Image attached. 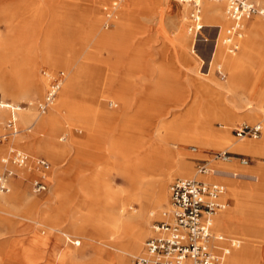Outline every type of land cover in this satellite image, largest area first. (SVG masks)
<instances>
[{"label": "rangeland", "instance_id": "374dc122", "mask_svg": "<svg viewBox=\"0 0 264 264\" xmlns=\"http://www.w3.org/2000/svg\"><path fill=\"white\" fill-rule=\"evenodd\" d=\"M254 1L264 6V0ZM183 8L176 0H0V101L31 114L25 130L18 120L20 132L11 138L16 144L10 146L7 139L0 143V158L17 148L51 163L46 192L33 190L38 168H22L24 175L10 179L11 191H0L6 196L16 186L23 189L20 202L0 204V264H95L98 247L104 253L100 264H120L124 257L134 264L153 224L169 209L171 183L195 177L226 185L223 198L228 207L220 214L244 201L249 217L258 221L251 231L242 226L241 212L234 216L233 229L214 225L239 242L230 251L249 247L246 253L252 257L238 264H264V154H239L220 142L222 134L233 142L262 140L264 126L259 138H238L233 129L264 118V17L247 21L238 51L229 53L218 44L213 55L220 26L223 31L229 23L224 19L226 4L221 3L222 19L213 25L205 21L202 4L209 42L198 39L195 49L188 29L192 8L186 17ZM228 57L236 67L225 63ZM50 73L62 74L63 86L54 103L41 112L38 105L47 93ZM36 75L42 81L40 89L33 84ZM15 88L19 89L14 93ZM61 99L64 103L58 104ZM53 115L54 125L37 129L38 121L46 125ZM10 117L4 110L0 131ZM41 138L59 152L32 149ZM225 150L249 159V165L232 159L234 172H253L257 179L241 178L232 190L233 180L198 173L201 163L212 170L222 167L225 161L215 154ZM153 151L159 153L158 163L152 160ZM5 167L18 173L8 164L0 166V174ZM160 180L167 183L165 199L161 204L144 201L156 213L137 250L125 233L114 244H103L99 234L92 237L98 224H82L83 214L91 213V221H97L105 207L119 215V202L134 196L132 185H142L146 197L161 194ZM84 189L95 192L93 210L82 206ZM140 205L137 212L143 214ZM75 219V229H84V236L64 243L60 230L74 229ZM141 219L137 215L130 222ZM231 258L226 256L224 264Z\"/></svg>", "mask_w": 264, "mask_h": 264}, {"label": "built area", "instance_id": "2783aa9c", "mask_svg": "<svg viewBox=\"0 0 264 264\" xmlns=\"http://www.w3.org/2000/svg\"><path fill=\"white\" fill-rule=\"evenodd\" d=\"M176 1L188 4L192 8L188 29L194 35L193 49L198 39L208 42L209 37L204 36L205 26L202 23L203 0ZM208 1L226 4L225 13L229 24L223 31L220 27L215 45L221 44L229 53H235L240 48L247 21L255 16L264 17V6L254 0ZM50 76L47 93L38 105L41 112H45L54 103L63 86L62 74L50 73ZM4 108L10 109L12 116L5 125L6 131H0V143L9 135L19 132L14 117L15 111L19 108L0 101V109ZM233 132L238 138H259L263 132V123L243 122L235 126ZM236 157L240 164L249 165V159L239 154L226 150L215 154L216 159L225 162ZM8 164H13L18 169L27 168L30 172L32 168H38L39 171L32 180L33 190L38 194L47 191L49 180L46 173L51 169V163L47 159L31 158L25 151L11 148L8 156L0 158V166H8ZM4 170L0 174V191L8 193L11 191L10 179L17 177L18 173L6 167ZM210 172L207 163L199 164L198 173ZM226 193V185L219 180L175 179L170 185L169 209L163 213V219L153 224L152 234L146 239L142 251L134 258V264H224L230 249L239 246L237 240L218 232L214 225L215 215L228 207V201L223 198Z\"/></svg>", "mask_w": 264, "mask_h": 264}, {"label": "bare ground", "instance_id": "6f19581e", "mask_svg": "<svg viewBox=\"0 0 264 264\" xmlns=\"http://www.w3.org/2000/svg\"><path fill=\"white\" fill-rule=\"evenodd\" d=\"M221 3H223V2L214 3V2H211V1H207V0L202 1L203 9H204L205 21L207 23H210L209 25H213V24H215V22L217 20L219 21L220 19H222L221 18V12H222ZM183 5H184V8H183L184 16L186 17L187 12H189L190 6L188 4H183ZM123 12L124 11H121V13H123ZM224 19L226 20L227 17L224 18ZM221 31H222V28H221ZM101 34H104L103 31H102ZM102 40H104V36H102V38L100 39V41H102ZM218 48L219 47L217 46V50H218ZM225 56L226 55L223 53L222 58L225 57ZM225 63L231 65L232 67H236L237 66L236 65L237 62L233 58H229V57L226 58L225 59ZM33 84L38 89L41 88L42 81H40V79L37 78V75L34 78V83ZM19 88H15L13 90V92L14 93L17 92L16 90H18ZM232 88H234V87H232ZM27 90H30V87H28ZM65 93H67V95H69V92L67 91V88H65ZM64 96L65 95H63V97ZM61 102L64 103L63 100L61 99L58 102V104L61 103ZM8 106H11V105L8 104ZM12 107H18L19 108L18 111H20L21 108H22L21 106H14V105H12ZM249 107H251V105ZM25 109H23L18 114H16L18 111H15V113H14V117L17 120V124H18V120H19L20 123H21V126L24 127V130L26 129V127H30V126H27L26 124L31 120V114L29 113L28 110H25ZM249 111L251 112V111H254V110L251 109ZM11 113H12V111H11ZM55 119H56V116L53 115V118L50 121H48L46 123V125H45V122H42V121L39 122L38 121L37 122V129L44 128L45 126H48L49 124L50 125H54L56 123ZM263 120H264V118H263ZM52 121H55V122H52ZM262 123H263V126H264V121H262ZM18 133L13 134L11 136H8L6 141H9V139L11 137L16 136ZM204 134H205V136H207L209 134L208 130H206L204 132ZM220 137H221V141L220 142H222V144H227L226 147H229L232 151H235V152H238V153H246V152H248V151H250L252 149H254V150L255 149L256 150L264 149V139L261 140V141H254V142H251V141H248V140H242V141H239V142H233L225 134L220 135ZM197 142H199V145L202 143V141H200V139L197 140ZM205 142H207V140L206 141L204 140L203 143H205ZM32 149H34L37 152L40 151V150L52 151L50 143L45 138H41L39 140L37 139L36 142H34V145H33ZM52 152L53 153H56V152L58 153L59 150L58 149H56V150L53 149ZM158 154H159L158 152L153 151L152 155H151L152 156V160H154V162H156V163H158ZM31 158H34V156L31 155ZM140 162L143 163V162H145V160H143V162L142 161H140ZM216 162H218V161H216ZM231 166H233V162L232 161L223 162V166L222 167H218V168H215L213 170L211 169L210 173H211V175H216V176L218 175L220 177H223V178L225 177V178H229V180L230 179L233 180L229 184L231 186L232 190L233 189L236 190V187L238 186V182L237 181H240L241 178L249 176L250 178H253L254 180L257 179V175L254 174L253 172H245V171H242L241 173L234 172L231 169ZM243 169H246V168H243ZM247 169H253V168H251L249 166ZM23 170L25 171L26 169L23 168ZM26 171H28V170H26ZM22 172H23L22 168H20L18 170V173L22 175L23 174ZM234 173H235V175H234ZM260 175H262V174H260ZM260 175H258V176H260ZM46 176L48 178V174L47 173H46ZM163 181L164 180H160L159 181V187L162 188L161 194L155 195L153 197H146L145 195L142 194L143 192H145L144 191V187L142 185H140V184L139 185H132L133 186V194H134V196L126 197L121 202H119V204H121L120 206L119 205L117 206L118 207L117 209L120 211L119 215L117 214L116 210H113V211H111V210L108 211L107 210L106 211L107 208L105 207L104 211L99 216L100 218H97V221L96 220H93V222L91 221V219H92L91 218L92 217L91 213L83 214V216H82L83 223L82 224H84V225H88V224H91V223L98 224L100 226V228L99 229H93L92 237L95 239L96 238L95 237V233L99 234V238L98 239H102V240H103V238L105 239L104 241H102L103 244L104 243H106V244H114V242L119 239L120 235L125 233L128 236H130L131 248L133 250H137L141 246V243L143 242L144 237L147 234L148 223H149V221L151 219V216L156 213L155 209L149 210V208H148L149 205L148 204L144 205L143 203H144L145 200H146V202H149L150 200H153V201H155V204H161L162 203V201L165 199V193L167 192L166 189H165L166 188L165 186H166L167 183L165 181L164 182ZM83 192H84V195H85V198L83 199V202H82L83 208L91 207L92 210H93V206L95 204L94 202L96 200L95 199L96 195H94L95 192H93L91 189H84ZM22 197H23V189L19 185V186H16L15 192L13 194L6 195V196H1L0 195V204L1 205H8V204L9 205H13L14 203L20 202ZM241 202H243L242 205L240 204ZM241 202L238 201L236 206H235V208H233V210H229L227 213L220 214L221 212H223L225 210L219 211L215 215V225H217L219 228L222 229L223 225L227 224V225H229L230 228H232V226H233L232 222H233V219L235 218L234 217L235 214L241 212L242 216H244V221L242 222V226L245 229H250V231H251V229H253V224L257 225L258 221H255V223H254V220H252L250 218L251 216L248 213L249 212L248 207L245 205L243 200ZM113 203L116 204L117 203V199H115V202H113ZM35 204H36V206L40 205L39 202H35ZM109 204H111V202H109ZM137 204H141L140 208L143 211V214L140 213V212H137L139 210L138 208H136ZM88 205H90V206H88ZM88 211H90L89 208H88ZM102 214L105 215V217H106L104 220L101 218L103 216ZM137 215L142 216V219L139 220V221H136V223L130 222ZM66 219H68V218H66ZM76 223H77V219H75L71 223V225H74V229L60 230V234H61L60 235V239L64 243L68 242L70 240H73L75 238H79L81 236H84V231H83L84 229H75L77 227ZM55 228L56 227H52L51 230H57ZM222 230H224V229H222ZM101 248L98 247V250H97L98 251L97 252L98 256H97V258L95 260V264H100L102 258L104 257L103 256L104 253H102V249ZM248 248H246L245 251H243V252L242 251L241 252H237V251H233V250L229 251V253L227 255V258H229L230 255H231L232 261H231L230 264H238V261H240L241 259L242 260H246V259H249L250 257H252V256L249 257V255H251V254L248 253L249 255H247V253H246ZM29 253L27 251H25L24 255H27V254L29 255ZM120 264H130L129 263V259L127 257L122 258Z\"/></svg>", "mask_w": 264, "mask_h": 264}, {"label": "crops", "instance_id": "0c3cea01", "mask_svg": "<svg viewBox=\"0 0 264 264\" xmlns=\"http://www.w3.org/2000/svg\"><path fill=\"white\" fill-rule=\"evenodd\" d=\"M190 6V5H189ZM190 8H191V6H190ZM203 11V10H202ZM174 16L176 15V13L175 14H173ZM228 20V19H227ZM229 22V21H228ZM229 24V23H228ZM221 27V26H220ZM206 28V27H205ZM205 31V30H204ZM205 33V32H204ZM204 36L205 37H208L207 36V34L205 33L204 34ZM208 42H209V40H208ZM215 43H214V49L212 50V51H215L216 52V48H217V46L218 45H215L216 44V40L214 41ZM215 52H213V55L215 54ZM7 104H9V103H7ZM1 111H0V116H1V114L4 112V110L5 111H7L8 112V114H9V116H12V113H11V111H10V109H7V108H4V109H0ZM21 110H22V108H21ZM20 111H18L16 114H18ZM1 119V118H0ZM263 120V119H262ZM264 121V120H263ZM18 123H19V121H18ZM19 125V124H18ZM1 129H3L2 131L3 132H5V129L2 127ZM12 138V137H11ZM9 139V141H7L6 143H8V142H10V143H8V144H10V146L12 145V144H16V143H14V141H12V139ZM264 139V132H263V136H262V140ZM252 152H255V153H259V154H264V149H260V150H254V149H252L251 150ZM235 152V151H234ZM238 153V152H237ZM240 154V153H239ZM261 165H253V167L254 168H259ZM26 170H28V169H26ZM48 174V173H47ZM200 174V173H199ZM208 174H210V173H208ZM200 175H207V174H200ZM18 176H19V173H18ZM20 177V176H19ZM219 177V176H218ZM196 178V177H195ZM11 226H9V227H7V228H10Z\"/></svg>", "mask_w": 264, "mask_h": 264}]
</instances>
